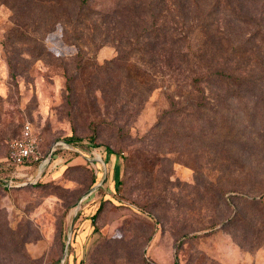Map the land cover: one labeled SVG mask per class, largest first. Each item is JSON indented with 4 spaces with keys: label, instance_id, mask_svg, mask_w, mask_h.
I'll use <instances>...</instances> for the list:
<instances>
[{
    "label": "rangeland",
    "instance_id": "obj_1",
    "mask_svg": "<svg viewBox=\"0 0 264 264\" xmlns=\"http://www.w3.org/2000/svg\"><path fill=\"white\" fill-rule=\"evenodd\" d=\"M132 1L0 0V264H264L263 0H168L186 46L218 23L230 65L251 70L221 96L180 85L189 62L150 90L133 53L112 63L104 15ZM27 121L43 158L21 175L5 160ZM105 146L121 156L111 181L67 165Z\"/></svg>",
    "mask_w": 264,
    "mask_h": 264
},
{
    "label": "trees",
    "instance_id": "obj_2",
    "mask_svg": "<svg viewBox=\"0 0 264 264\" xmlns=\"http://www.w3.org/2000/svg\"><path fill=\"white\" fill-rule=\"evenodd\" d=\"M56 1L61 4L66 0ZM68 1L77 2L78 7L81 8L89 2V0ZM223 1L232 10L236 8L241 10L243 8L241 0ZM26 7V10L32 11L31 6L27 4ZM184 8L186 10L189 7L185 6ZM181 14L184 15L183 12ZM104 16L109 19L107 21L108 26L106 24L107 32L108 29H111L112 32L108 34L113 33L112 36L116 40L115 43L118 48V55L112 60V63L116 66H124L128 61L127 55L130 52L133 53L135 57V62L132 64L134 71L130 72V74L135 78H141L142 86L146 89L150 90L159 86L160 82L159 84L154 82L156 81L154 77H162L159 71L162 74L165 72V74L169 73L172 76L174 74L181 75L184 73V71L182 72L184 64L188 62L191 63L189 73L184 76L180 85L186 86L191 93H198L202 96L207 92L214 96L231 95L237 91V87L239 89L240 85L246 82V79L251 82V77L249 78L252 73L251 70L240 72L238 67L230 65L235 46L232 45L231 51H225L223 48L228 36L226 32H229L223 25L215 23L213 28L207 29L208 33L206 34L207 37L204 38V45L195 51L190 45L186 46L184 44L186 42L190 43L189 36L186 33L183 34L177 25L184 23L185 20H178L177 16H174L173 3H168V0H133L125 6H118L113 14ZM98 28H103V25L99 24ZM127 49L129 50L127 51ZM121 86L123 84L117 81L114 88L119 90ZM137 106L136 110L138 111L140 106L138 104ZM90 139L92 140L93 138L90 137ZM78 140L74 136L66 140V143L71 145L74 148V152L77 153L79 152L77 148ZM93 146L99 148L98 144L92 143L91 147ZM69 149L71 150V148ZM102 154L103 158L104 156L112 157L116 159V162L121 157L119 152H115L108 146H105ZM5 167L7 169L15 168V171L18 169L15 164L8 162L5 163ZM92 171L95 175L93 180L95 183L98 180L97 173L95 169ZM13 178L11 177L10 186H13V183L17 181ZM98 212L99 209L92 216V220L95 219Z\"/></svg>",
    "mask_w": 264,
    "mask_h": 264
},
{
    "label": "built area",
    "instance_id": "obj_3",
    "mask_svg": "<svg viewBox=\"0 0 264 264\" xmlns=\"http://www.w3.org/2000/svg\"><path fill=\"white\" fill-rule=\"evenodd\" d=\"M43 158L40 138L31 122L27 121L22 128L21 135L10 142L6 162L18 167L28 166Z\"/></svg>",
    "mask_w": 264,
    "mask_h": 264
},
{
    "label": "crops",
    "instance_id": "obj_4",
    "mask_svg": "<svg viewBox=\"0 0 264 264\" xmlns=\"http://www.w3.org/2000/svg\"><path fill=\"white\" fill-rule=\"evenodd\" d=\"M64 145L68 147L67 144H64ZM88 161H90L93 164L94 169L97 173L96 175H97L98 181H101L102 179L105 180L106 176H108L109 181H111V178L114 179L115 175L117 174L116 170H117L118 162H116V159L112 157H107V156H104L103 158V154L101 151L99 152V154H95L92 157L85 156V155L78 156L74 158L72 161L68 162L67 165H73L76 163L85 164ZM20 167H23V168L18 170L20 171L19 174L25 175L22 171H25L27 166H20ZM20 167H18V169Z\"/></svg>",
    "mask_w": 264,
    "mask_h": 264
},
{
    "label": "water",
    "instance_id": "obj_5",
    "mask_svg": "<svg viewBox=\"0 0 264 264\" xmlns=\"http://www.w3.org/2000/svg\"><path fill=\"white\" fill-rule=\"evenodd\" d=\"M50 156H51V153H50ZM49 156V157H50ZM26 183V182H25ZM75 217V216H74ZM68 247H69V240L67 241V243H66V246H65V252H67V250H68Z\"/></svg>",
    "mask_w": 264,
    "mask_h": 264
}]
</instances>
